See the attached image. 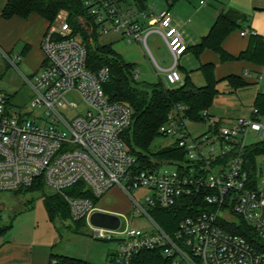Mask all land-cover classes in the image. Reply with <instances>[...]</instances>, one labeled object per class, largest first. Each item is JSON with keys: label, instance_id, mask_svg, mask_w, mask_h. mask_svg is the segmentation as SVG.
<instances>
[{"label": "built area", "instance_id": "built-area-1", "mask_svg": "<svg viewBox=\"0 0 264 264\" xmlns=\"http://www.w3.org/2000/svg\"><path fill=\"white\" fill-rule=\"evenodd\" d=\"M83 1L98 34L113 33L129 44L139 43L153 58L147 42L150 29L144 31L138 20L139 15L147 17L145 11L136 15L129 0ZM149 22L172 56L173 65L164 76L172 88L183 82L179 62L188 44L171 11L153 13ZM250 34V30L241 33L244 37ZM42 50L45 59L40 72L23 75L32 94L31 112L13 107L10 96L0 92V192H15L44 181L64 197L72 221H86L93 239L117 243L112 264H131L136 254L154 249H161L171 264H264V253L226 229L227 224L243 219L264 240V162H259L251 178L243 158L246 146L264 139L260 117L252 111L250 116L223 125L206 110L202 116L208 131L194 138L187 127L189 120L183 118L187 107L177 105L160 134L175 138L188 162H177L178 169L171 172L165 165L142 169L123 139L133 123L132 109L112 102L104 91L109 68L97 72L88 68L86 45L67 22L47 31ZM0 52L17 66L19 57L12 59ZM134 79H140L138 70ZM72 95L89 108L87 114L77 111ZM80 181L101 200L113 189L122 191L129 198L131 216L112 214L121 220L116 230L93 227L91 216L104 213L100 203L65 194ZM140 188L151 195L137 200L133 192ZM201 192L211 210L187 217L173 233L155 221V209L171 208L180 198ZM228 212L238 219L230 221ZM138 217L152 223L150 231L134 226Z\"/></svg>", "mask_w": 264, "mask_h": 264}, {"label": "trees", "instance_id": "trees-1", "mask_svg": "<svg viewBox=\"0 0 264 264\" xmlns=\"http://www.w3.org/2000/svg\"><path fill=\"white\" fill-rule=\"evenodd\" d=\"M172 7L179 0H165ZM62 12L68 14V22L74 29V34L85 43L88 52V68L97 72L103 67L110 70V78L104 84V91L112 102L128 105L133 112V123L123 135V139L129 152L138 160L142 169H156L166 164L188 162L186 151L178 146V143L153 152L150 147L160 136V128L168 122L170 112L177 105H183L187 109L183 112V118L192 122H204L202 113L210 110L219 94V81L215 76L213 65L201 67L206 84L197 87L190 78L185 84L178 87H167L164 81L155 84H141L134 79L136 66L127 62L112 44L104 45L99 42L97 26L89 14V9L83 0H6L1 17L11 20L19 17L29 20L37 14L49 23L52 28ZM245 17L238 12L229 10L219 14L207 36L195 46L197 54L210 49L218 53L223 62L246 61L255 65H264V38L259 35H251L248 48L238 57L228 54L222 47L225 39L233 32L242 28ZM227 80L234 88L247 87L248 83L242 78L231 76ZM11 105V98H10ZM253 112L264 121V93H259L254 102ZM245 169L251 178H255L260 161L264 162V139L246 146L244 154ZM196 167H199L197 165ZM47 188L44 181L40 180L33 186L20 189L14 194L41 193L44 205L50 220L65 222L70 220L73 225H87L86 221L74 222L71 218V210L64 199L58 193L46 196ZM65 194L71 197L90 199L95 205L101 202L96 198L86 183L80 181L68 188ZM211 210L205 202L204 192L195 196H184L168 209H155L153 217L155 221L167 232L178 230L180 223L187 217L196 216L201 212ZM12 227L0 224V237L5 235ZM75 233L78 231L72 226ZM71 227V228H72ZM226 229L241 235L257 250L264 253V240L261 239L252 226L243 219L233 224H227ZM56 264H86L85 262L68 256H55ZM131 264H171L161 249L146 250L136 254Z\"/></svg>", "mask_w": 264, "mask_h": 264}, {"label": "crops", "instance_id": "crops-1", "mask_svg": "<svg viewBox=\"0 0 264 264\" xmlns=\"http://www.w3.org/2000/svg\"><path fill=\"white\" fill-rule=\"evenodd\" d=\"M129 2L136 15L141 14L142 11L146 13V18L139 15L138 20L144 31L150 29L147 42L153 58L154 54L149 44L151 39L155 37L161 41L164 39L156 28L151 29L149 22L151 14L162 10L171 11L175 25L181 30L188 44V51L179 62V71L183 78L179 86L184 85L186 79L190 78L197 87H203L206 82L201 67L214 66L215 76L219 81V94L213 107L208 110L210 116L215 117L220 124L228 125L238 117L252 114L257 95L264 93V65H255L246 61L223 62L220 55L210 49L197 54L195 46L208 35L220 13L232 10L244 16L245 21L240 30L225 39L222 47L228 54L238 57L248 48L251 35L264 38V0H179L172 7L165 0L136 2L129 0ZM5 5L6 0H0V50L9 55L19 50V56L23 58L21 67L25 74H37L45 59L42 41L49 30V23L37 14L32 15L29 20L19 17L4 20L1 15ZM244 30H250L251 34L242 36ZM114 35L117 37L114 42L123 40L119 35ZM165 46L170 54L167 45ZM115 50L127 62L134 64L141 76L139 66L147 62L149 51L139 43H133L120 51L116 48ZM156 62L162 72V77H158V81L165 82V73L172 66L163 68L157 60ZM231 76L242 78L248 86L234 88L227 80ZM220 101L225 103L220 104ZM100 208L104 213H116ZM37 209L34 207L33 210H25L15 215L11 229L0 237V264H56L55 256L59 255L73 257L86 264H112L116 249L94 244L93 238L89 236L74 232L60 233L57 225L50 220L45 206L43 214L42 212L37 214Z\"/></svg>", "mask_w": 264, "mask_h": 264}, {"label": "rangeland", "instance_id": "rangeland-1", "mask_svg": "<svg viewBox=\"0 0 264 264\" xmlns=\"http://www.w3.org/2000/svg\"><path fill=\"white\" fill-rule=\"evenodd\" d=\"M194 7H196V4H194ZM60 16L61 18H58L54 25V27L56 28H60V26L66 22L69 23L68 14L66 12H62ZM116 38L117 37L113 33L108 35L99 34V42L101 44L108 45L114 43L112 45L114 49L116 48L118 51H120V49L122 50L127 47H130L132 44V43L129 44L125 40L114 42ZM149 44L154 54V58L160 63L161 67L169 68L173 65L172 58L166 49L165 46L166 44L164 41H161L159 38L155 37L154 39H151ZM19 47H21V45ZM19 53H20L19 50H16L14 54H10L9 56L12 59H15L16 56H19ZM147 54L149 55V52H147ZM19 57L20 60L16 61L17 66L15 67L7 59L0 56V92L6 93L10 96L11 105L13 107L18 108L20 111L24 113H28L31 112L30 104H31L32 94L29 89V86L24 82L23 75L30 76V74H25V72L23 71L21 67L23 58L22 56ZM139 67L138 68L140 69L142 74L138 82L141 84L144 83L155 84L159 82L158 77H162L161 70H159L158 67H156L155 62L150 55L147 58V62ZM179 85L180 84H178L177 86ZM177 86H173V87H177ZM167 87L171 88V86L168 85ZM70 99L74 104L77 105V111L82 112L84 114H87L90 111L89 108H87L81 102V100L76 96L72 95ZM222 103L223 101H220V104ZM187 127L192 137L196 138L207 132L208 123L189 121L187 123ZM174 141L175 138L160 136L153 142L150 149L151 151L156 152L161 150L162 148L172 145ZM179 165L180 163L166 164L164 168L167 171L171 172V171H176ZM44 193L46 196H53L55 194V192L48 187L45 189ZM133 195L137 200L141 201L144 197L151 195V192L146 189L140 188L139 190L134 191ZM100 203L101 204H99V206L104 209H109L116 213H121V214L123 213L131 216L130 214L131 204L129 202V198L119 189H114V191H110L108 194H106L103 197ZM44 206H45L44 199L41 193L31 192V193H22L17 195L14 194L13 192L2 191L0 192V224L8 225L11 222L13 223L15 215L25 210H33L34 207L38 208L37 214H40L41 212L43 214ZM226 215L227 218L232 222H235L238 219L236 215H233L229 212ZM55 224L57 225L59 232L62 234L68 232H74V229L72 227L74 226V228L78 231L79 235L91 237L90 229L88 228L87 225H81V226L76 224L73 225V222H71L70 220L65 222L56 221ZM134 226L150 231V229L152 228V223L146 217H138L134 222ZM92 242L94 244L101 245V247L104 248L109 247L110 249L113 250H115L117 247V243L115 241H98L92 239ZM55 260L58 263L59 260L57 258Z\"/></svg>", "mask_w": 264, "mask_h": 264}, {"label": "water", "instance_id": "water-1", "mask_svg": "<svg viewBox=\"0 0 264 264\" xmlns=\"http://www.w3.org/2000/svg\"><path fill=\"white\" fill-rule=\"evenodd\" d=\"M90 224L93 227L116 230L120 227L121 220L112 214L96 212L91 216Z\"/></svg>", "mask_w": 264, "mask_h": 264}]
</instances>
